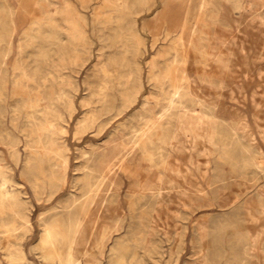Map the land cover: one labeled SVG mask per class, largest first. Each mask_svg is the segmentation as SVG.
Listing matches in <instances>:
<instances>
[{
  "label": "rangeland",
  "instance_id": "obj_1",
  "mask_svg": "<svg viewBox=\"0 0 264 264\" xmlns=\"http://www.w3.org/2000/svg\"><path fill=\"white\" fill-rule=\"evenodd\" d=\"M201 1L202 0L200 1L199 0H188L187 3L189 6L190 14L191 15L195 13L200 14L202 16L201 20H203L202 23L205 24L203 25V31H204L203 40H202L203 54L201 53L202 52L201 51L198 54L197 59H196L195 50L191 46L187 47L186 49L188 48L189 49L185 51L186 53L188 52L187 55L190 58L188 59L187 64L185 63L182 65L181 63H178L175 60L173 62L174 58L172 56V53H166V55L160 59L158 66L152 72L150 71L149 62L151 61L152 57L155 55V53L158 50L168 49L173 44L174 38L180 31V28H181L180 23L186 17V11L185 9H182L179 11L175 10L170 13L169 19L171 18V15H172V20L175 22V24L173 22V25H171L173 27H170L171 29L170 35L167 39H165L164 37L167 32L168 24L163 22L164 20L163 18L165 16L163 12L162 0H146V5H144V7H137V8L132 9L134 20L136 19L135 22H136V26L139 32V36L141 40L144 41L145 43V49L143 47V49L138 54L139 63L141 65L140 76H141L142 84L140 87H138L137 101L131 107L126 109L121 115L116 116L109 123V125L106 127V129L104 130L102 134H99L97 130V126H98L97 125L96 127L90 129L87 133H85L81 139H77L75 138V135H74V126H75L76 121L85 113V108L82 106V101L83 99L88 98V95L91 92L92 88L99 81V76L94 72L93 66L95 62L97 61L99 50L102 47L100 46L102 44L100 40V34L104 31V29L102 28L103 26L101 22L102 19L95 20V14L97 11L101 9L105 11L108 10L107 0H0V14H1L0 15V18H1L0 38L2 37L1 39H3L0 41V47L2 48V49L0 48L1 50L0 52V73H1L0 75V131L3 132L4 131L3 129L5 128L14 129V127L12 126L13 124L12 109H14L15 107L17 108L18 106H20L17 109L21 111L19 112L20 115L17 116V120H16L18 121L17 123L19 125H22L25 121V117H24L25 109L24 108L26 107V104H27L26 100H28V94L26 91V86L28 83H26L27 81H24L25 79L20 74V72L19 73L17 72L16 74L15 65H13V64H16V60L20 55L18 51L20 52L22 51V56L25 61L24 65L28 64L26 65V67H28L27 69H29V71H37L38 73L39 72L47 73V72H51L52 67L50 63L49 64L48 63H42V64L38 63V60H40L39 58L40 51L44 49L45 51L47 50L49 52H52L51 48L52 49L54 48L55 50H60V51L62 50L66 51L69 49V46L67 44V39L70 36H69V33L65 29L63 30L61 29L62 27L61 28L57 27L56 28L57 38L55 37L56 43L53 42L54 44L52 43L49 44V40H51L49 31L53 30L52 28L53 26L51 25L50 26L44 25L40 27L31 26L29 23L31 22L33 18L40 17L41 15H43L44 18H46L48 22H51V24L52 22H54L55 25H58L57 21L55 20H59L60 25L66 26L67 22L65 20V17H69L71 21L70 24H73L80 29V31L84 34L82 35V37L84 36L82 39L88 40L90 42L91 49L93 51V54L84 63L82 61V57L85 55V48L83 47V44H78L79 45L78 48H80V51L77 50V57L74 59L72 63L68 64L63 69V71L71 77L70 85L72 86V89L75 90V94H76L75 105L77 109L70 119V122L68 124V133L66 135L67 141L71 147L70 169H69L67 184H65V186L52 199L36 200L32 193L29 183L27 182L25 178H22L21 172L23 169V165H24L23 160L25 157V151H23L25 150L23 149L24 143L23 142L20 143V148L22 150V158H21L22 160H20L16 164L13 158H10L11 154L8 151V148L6 147L4 142L1 141L0 139V150L2 151L4 157L5 158L7 157L9 159L7 161L14 165V176L18 180L23 181L28 191V195L31 197L34 203V207L32 211V221L34 225L33 231L30 234L26 235L22 240V245L27 252V256L30 260L33 261L34 264H43L44 262L39 257L40 256L39 251L34 249V246L37 243L38 238L40 237V233H41L39 214L43 211L50 210L56 205H58L59 202L64 197H66L70 192H74L75 194L81 193L80 186L85 181L89 180V178L84 174L83 166L86 164L97 163V160H98L97 155L92 151L93 144L102 145L105 142L106 138L110 135V133H112L113 130L116 129V127H121V125L124 122L129 121L134 115L139 114V111L143 109L142 106L146 102L150 101L152 105L156 106L158 99H160L158 95L160 92L159 90L160 83H164V82L168 83V81H176V80L177 81L182 80L181 82H183V79L180 80L181 78L180 69H182V67L186 68V74L188 75V78L186 80L184 79V83L188 85L189 91L193 94V96H196L197 101L195 100V102H191V103L188 102L187 104L183 106L184 108L179 107L178 112H175L172 114L173 117L175 116L174 117L175 119L172 117L171 118L172 120L169 121L168 123L163 120L159 122L160 127L169 136L166 139V143L160 141L159 139L160 131H155L153 137H154V140L157 141L158 148L156 149L153 148L151 152L150 151L146 152L143 158L140 159L139 162L137 161L136 167H135V173L138 177L137 185L139 187V188L137 187V191H139V193L144 196L142 205L143 206L150 205L151 207L153 205V207L151 208V212H152L151 217H145L144 218L145 220H144V219H139L138 217L134 215L133 211L135 210L136 204H134L135 202L133 200H130L128 198V193H127L129 178L126 175V173L122 171L119 172L120 173L119 175L123 180V186L121 188L120 195H119L120 203H121L120 204L121 212L124 215V223H123L124 225H123V229L121 233L122 234L124 233L123 234L124 239H125V242H127L126 245H128L127 250L129 252H132V253H129L126 250L123 255L125 258L127 257L126 259L129 260L130 264H134V263L135 264H145V263L146 264H175V263L176 264H193V263L199 264V261H200V264L201 263L204 264L203 262L205 261L203 260L205 258L210 257V255L212 254L214 256L212 255V257L210 258H212L215 264H236V262L237 264H240L241 262L242 264H264L263 263L264 262V247H263L264 246L263 244L264 243V234H263L264 233V228H263L264 227V218H263L264 217V207H263L264 205L262 202L264 200V167H263L264 161L262 162L255 161L253 164H249L247 166V168L249 169H247L244 167L243 161L241 160V157H240L241 156L240 153H242L243 150H246L249 153V154L247 153L248 158L254 160L255 157L257 158V155L260 154L264 160V140H263L264 139L263 138L264 137L263 135L264 134V130H263L264 129L263 128L264 127V106H263L264 105V98H263L264 97L263 95L264 94L263 92L264 90V36H263L264 35L263 33L264 32V0H249L250 6L245 7V8L237 7L236 3L238 0H208L209 5L207 7V10L211 9L218 13L217 18H215L214 20H212L211 18L204 17L206 15L205 13L198 12V9L200 6L199 4ZM170 3L172 4L173 7H176V8H180V6L182 5V3L179 0H171ZM39 5L42 7H40ZM53 5H56L57 9L56 8L53 9L52 8ZM43 7L45 8L48 7V9L50 8V12L48 14L43 13L44 12ZM63 9H66V11H64ZM209 10L207 11V13L210 12ZM9 13L11 14L9 15ZM52 13H56V14L52 15ZM156 13L157 15H155ZM51 16L52 18H50ZM157 16L159 18H157ZM161 16H162V19H160ZM13 20L15 21V24L13 23ZM2 21H4L5 23L3 22L4 23L3 24ZM145 23H147V27L144 28ZM2 25H4V28L2 27ZM42 27H44V29ZM156 27H158V29ZM157 35L159 36L158 40H156ZM204 36L208 37V39ZM21 39H24V40H21ZM3 41L9 47L5 45ZM23 42L26 44H24ZM154 42H155V45L153 46ZM106 52H109V50L107 49ZM201 54L204 57L201 56ZM16 56L17 58H15ZM201 57H203L204 59ZM222 60L223 62H221ZM225 60H228L229 62L226 61L227 64L226 63L224 64ZM31 61L33 62L32 64H31ZM224 65L225 66L227 65L228 67H225ZM69 67H71V69ZM157 71L159 72L157 73ZM178 71L179 73H177ZM166 72H169L170 76L169 78L164 79L163 75ZM188 79L191 81L187 82ZM162 80L163 82H161ZM4 91L5 93H3ZM22 95L24 96V98ZM25 96H27V98ZM22 103L25 106L22 105ZM212 107H213L214 112H212L213 110H211ZM221 108H226V109H230V110H234L238 112L236 113V116L234 117L236 122L232 124L233 122L232 117H230L228 114H223L220 111ZM260 110L262 111L260 112ZM194 111L197 112V114ZM203 111L207 113L204 114ZM215 111L218 113H216ZM255 112L257 113V115ZM258 114H260V116ZM111 115L112 113H109L108 115H105L104 118L110 117ZM204 115L207 117H209L210 115L211 117L209 118L210 120L207 117H204ZM212 115L214 118L212 117ZM194 116L199 117V119L202 120V122L205 123L206 125L217 128V131H219L220 133L228 134L231 137L230 144L233 146V148L235 149V152H237L236 155L238 154V156L235 157V155H233V158L235 157L234 159L232 157L231 159H228V160L224 159L223 157L224 155L222 154L223 153L222 145L219 144L215 138H214L215 142L213 141V143H211L213 139L212 140L209 139L211 137L204 133L200 136L202 137V139L200 137L198 139L200 146L199 144L197 146L196 140L194 141L193 139L194 137L190 134L189 131L184 132V134L186 135H184V141H183L184 146L182 145V147L183 148L185 147V149L188 147L187 148L188 150L194 151L193 160L191 162L187 160L188 154H186V156L179 155L176 152V148H173L175 146L174 145H172L173 147L171 146V144L174 143L175 141L174 140L171 141L170 139V136L175 137V134L177 135L178 133L179 124L177 123V117H185V118L190 119ZM219 118L222 119L224 122L221 121ZM261 118H262V121H261ZM218 120H220L223 123H221ZM134 122H135L136 127H139V122H137L136 120H134ZM166 124H169V125H166ZM223 124L226 125L225 126L226 128L223 126ZM227 126L230 129L232 128L231 132ZM123 128H124L123 132L127 133L129 129L127 127H123ZM236 130L237 131L241 130V131L238 133ZM259 133H261V137ZM158 141H160L161 143ZM188 141L189 142L191 141V142L189 143ZM210 143L212 145H210ZM170 147L173 149V151ZM165 148L167 149V151ZM194 148L195 150L197 149L196 152ZM84 149L90 150L87 156H84L81 154V151ZM162 151L164 152L166 151L167 153L165 152L166 153L165 154L163 152L164 153L163 154ZM199 151L201 152V154H199L200 153ZM251 152H252V155L254 154L255 157L251 155ZM197 153L200 156L197 155ZM204 155L207 157H205ZM155 156L157 157V159L161 156V158L158 159L159 162ZM139 157H141L140 154L137 156V158ZM154 157L157 161L154 159ZM219 157L220 159H218ZM236 158L238 160H236ZM219 161L220 163H218ZM198 162H199V165H201V167H204V170H205L204 172L205 178L200 177L199 183L201 185V188L204 189L206 193H197L198 196L194 192L193 193H183L182 194V196L184 197L183 201H180L179 203L172 204V205L167 204L168 206L163 205V204L157 205V204H160L158 197L163 196V191L158 189L157 187L155 188V186L151 184V181L156 182L157 184H160L159 183L160 181L169 180V178L171 177L173 178V180H178V178L175 177L176 171H178L181 167H184V168L190 167L192 170H194ZM231 162L232 163L234 162L235 164L231 165L232 164ZM206 164L208 166H206ZM149 165L151 167H154L155 165V167L153 169H148ZM150 166L149 168H151ZM223 169L224 171H222ZM234 169L237 171L236 172L237 174L235 172L233 174ZM159 172L160 173L162 172V174H160ZM141 173L144 175H142ZM157 174H158V177H160L159 181H158ZM82 177L84 180L82 179ZM80 178L82 181L78 180ZM91 179H94V178H91ZM148 184L151 185L150 188H148L149 187ZM251 185H253V187ZM217 190L218 191L220 190V191L218 192ZM236 190L238 191V193H236L237 192ZM178 192L179 190L177 191V195L180 194ZM254 193L256 195L258 194L257 196L259 197L254 195ZM153 194H156L157 196L156 195L153 196ZM190 195L192 196L190 197ZM155 196L157 197V199ZM251 196H253V207L255 206V204H258L259 201L261 200L262 204L261 203L260 204H261V207L263 208H260V209L263 211L257 210V209H254V210L250 209L251 200L250 198H247V197H251ZM216 198L217 199L219 198V199L216 200ZM195 199L197 200V202ZM246 199H248L247 202H245ZM151 201L154 202L155 204L151 203ZM223 203L225 204L223 205ZM242 204H246L247 206L242 205ZM192 205H195V206H192ZM248 205L250 206V208ZM129 206L131 207V209ZM160 206H163V207L166 206V208L164 209L163 207H160ZM158 207H160L161 209ZM155 208H157L159 211ZM170 210L172 212L174 210L172 217L174 219L173 222L175 223H173L172 226L168 225L167 228H164L160 224H157L159 221L157 219V217L159 218L158 215H161V214L163 215L161 216V220H162L164 218V213ZM184 214H186L188 218ZM248 214H251L252 216ZM255 217L257 219H255ZM180 219H182L183 221ZM150 220H151V223H150ZM244 220H246V222ZM261 220L263 221L262 224L259 226H255L256 223L260 224ZM133 222L134 223L136 222V223L133 224ZM152 222L154 224H152ZM177 223L179 225H177ZM214 225L217 227V229L215 228ZM158 226H160L161 228L160 227L158 228ZM221 226L224 228L220 230V228H222ZM133 227L134 228L136 227V231ZM181 228H184V229L180 230ZM139 229H141V231L143 230V232H141ZM151 229L152 230L154 229V230L152 231ZM201 229H203V231ZM155 230H156V233H155ZM166 230L168 231V233ZM137 231L139 232V234ZM149 232L150 234H148ZM143 233L146 235H144ZM174 233L175 234L179 233V235H174ZM147 234L149 236H147ZM130 235L132 237H130ZM137 236H139V238ZM241 236H242V239H241ZM253 236H254V239H252ZM7 238H10V237L7 236ZM136 241L138 242V244L136 243ZM140 241L141 243H145L146 245L143 244L142 246ZM179 241H181L182 243ZM113 242H114V239L112 243ZM249 242L253 243V245H251ZM178 244H180V246H177ZM244 244H246L245 247H244ZM198 246L202 250H200ZM252 247L254 248L255 251L252 250L253 249ZM216 250L218 251V253ZM243 250L245 254L244 252H242ZM176 252H178L179 254ZM2 253L3 252L0 251V255H2ZM170 253L172 254V256ZM111 254L112 253L108 249L105 252H103V254L100 256L101 264H108L113 259L115 260L117 256L113 254L111 255ZM150 255L152 257L154 255V257L152 258L150 257ZM246 255L249 257L246 258L247 257ZM129 256L130 258H128ZM193 256H194V259H193ZM139 258L141 260H138ZM247 260L250 262H248ZM218 261L220 262L218 263Z\"/></svg>",
  "mask_w": 264,
  "mask_h": 264
},
{
  "label": "bare ground",
  "instance_id": "obj_2",
  "mask_svg": "<svg viewBox=\"0 0 264 264\" xmlns=\"http://www.w3.org/2000/svg\"><path fill=\"white\" fill-rule=\"evenodd\" d=\"M179 1L182 3V5L180 6V8H176V7H173L172 4L170 3L171 0H162L163 12H164V16H165L163 18L164 19L163 22L168 24L166 35L164 34L165 39H167L169 37L170 31H171L170 27H173L171 25H173V22H174L172 20V15H171V18L169 19L170 13L175 11V10L179 11V10L185 9L186 17L180 23L181 28H180V31L178 32V34L176 35V37L174 38L173 44L168 49L158 50L155 53V55L152 57L151 61L149 62L151 72L154 71V69L158 66L160 59L163 56H165L166 53H172V56L174 58L173 62L175 60L176 62L181 63L183 65L185 63L187 64V61L190 58L187 55L188 52L186 53V51H185V50L189 49V48L186 49L187 47L191 46L195 50V58L196 59H197L198 54L202 51V45H203L202 40H203V32H204L203 31V25H205L202 23L203 22V20H201L202 16L198 13H195L192 15L190 14L189 6L187 3L188 0H179ZM249 2H250L249 0H238L236 5L238 8H242V7L245 8V7L250 6ZM107 3H108L107 4L108 10L105 11V10L101 9V10L97 11L95 14V20H101L102 19L101 20L102 25H103L102 28L104 29V31L100 34V40L102 42V44L100 46H102V47L99 50L97 61L95 62L94 66H93L94 72L99 76V81L92 88L91 92L88 95V98L83 99V101H82V106L85 108V113L76 121L75 126H74V135H75V138H77V139H81L85 133H87L90 129L96 127L97 125H98L97 130H98L99 134H102L104 132V130L106 129V127L109 125V123L116 116L121 115L126 109L131 107L137 101L138 87H140L142 84V82H141L142 80H141V76H140L141 65L139 63L138 54L143 49V47L145 49V43H144V41L141 40V38L139 36V32H138L136 22H135L136 19L134 20L132 9L137 8V7H144V5H146V0H107ZM199 5L200 6L198 9V12L205 13L206 14L205 16L202 14L204 17L211 18L212 20L217 18V15H218L217 12H215L211 9L210 10L208 9L210 12L207 13V11H208L207 7L209 5L208 0H202ZM40 7H42V6H40ZM52 8L55 9L56 5H53ZM63 10L66 11V9H63ZM43 11H44L43 13L48 14L50 12V8L48 9V7H46V8L43 7ZM8 12H10V11H8ZM11 13H9V15ZM47 14H45V15H47ZM54 14H56V13H52V15H54ZM136 14H138V13H136ZM259 14H260V12H259ZM155 15H157V13ZM30 16H32V15H30ZM50 18H52V16ZM157 18H159V17L157 16ZM252 18H254V17H252ZM31 19H32V17H31ZM160 19H162V16L160 17ZM0 20H1V18H0ZM65 20L67 22L66 26L60 25L59 20H55V21H57L58 25H55L54 22H52V24H51V22H48L46 20V18H44L43 15H41L40 17L33 18L31 20V22L29 20V22H30L29 24L31 26H37V27L44 26V25L53 26L52 27L53 30L49 31L50 39H51V40H49V44H51V43L54 44L53 42H55V40L57 38V29H56L57 27H59V28L62 27L61 29H63V30L65 29L69 33V36H70L67 39V44L69 46V49L66 51L65 50L60 51V50H55L54 48L53 49L51 48L52 52H49L47 50L45 51L44 49H42L39 53L40 60H38V63L39 64H42V63H48L49 64L50 63L51 67H52L51 72H47V73L41 72L42 74L40 72L38 73L37 71H29V69H27L28 67H26V65H28V64L24 65L25 61H24V58L22 56V51L21 52L18 51L20 55L18 58H17V56L15 57V58H17V60L15 59L16 64H13V65H15L16 74H17V72L18 73L20 72V74L25 79L24 81H27L26 83H28L26 86V91L28 94V100H26L27 104H26V107L24 108L25 109L24 110L25 121L22 120V121H24V123L22 125H19L17 123L18 122V121H16L17 116L20 115L19 112H21V111L17 109L20 106H18L17 108L15 107L14 109H12V112H13V114H12L13 115L12 116V122H13L12 126L14 127V129L5 128V129H3L4 130L3 132L0 131V139H1V141L4 142V144L8 148V151L11 154L10 158H13V160L15 161L16 164L20 160H22L21 159L22 158V150L20 148V143L21 142L24 143L23 149H25V150H23V151H25V157L23 160L24 165H23L21 175H22V178H25L27 180V182L29 183L31 190H32V193H33L36 200H50V199H52L65 186V184H67L68 174H69V169H70L71 147L67 141L66 135L68 133V124L70 122L72 115L75 113L77 107L75 105V96H76L75 90L72 89V86L70 85V78L71 77L67 73H65L63 71V69L68 64L72 63L74 61V59L77 57V50L80 51V48H78L79 47L78 44H83V47L85 48V55L82 57V61L84 63L93 54L90 42L88 40L82 39L84 37V36L82 37V35H84V34L80 31V29L77 26L70 24L71 21H70L69 17H65ZM3 22L4 21H2V23ZM6 22H7V20H6ZM13 23L15 24L14 20H13ZM11 24H12V22H11ZM174 24H175V22H174ZM2 27L4 28V25H2ZM145 27H147V23L144 24V28ZM0 28H1V26H0ZM42 28L44 29V27H42ZM156 28L158 29V27H156ZM157 31H159V30H157ZM204 37H206V36H204ZM1 38H0V41L3 40ZM206 38L208 39V37H206ZM27 39H29V38H27ZM158 39H159V36L157 35L156 40H158ZM218 39H220V38H218ZM21 40H24V39H21ZM155 42L153 43V46L155 45ZM24 44H26V43H24ZM5 45H7V44L5 43ZM44 46H46V45H44ZM107 49L109 50V52H106ZM0 52H1V50H0ZM201 53L203 54V51ZM202 54H201V56H203ZM203 57H201V58H203ZM34 61H35V59H34ZM194 61H196V60H194ZM197 61H199V60H197ZM226 61L229 62L230 59H229V61L225 60L224 64L226 63ZM221 62H223V60ZM14 63H15V61H14ZM32 63L33 62L31 61V64ZM78 63H80V62H78ZM36 65H37V63H36ZM225 67H228V66L226 65ZM69 68L71 69V67H69ZM229 68H230V66H229ZM180 70H181L180 80L183 79V82H181L182 80L181 81L176 80L177 82L176 81H168V83L164 82V83H160V85L158 84L159 90H160L158 95H159L160 99H158L156 106L152 105L150 101L146 102L142 106L143 109H141L139 111V114L134 115L129 121L124 122L121 125V127H116V129H114L113 132L110 133V135L106 138L105 142L102 145L93 144L92 151L97 155L98 160H97V163L86 164L83 166L84 174L89 178V180L85 181L80 186L81 187V193L75 194L74 192H70L66 197H64L59 202L58 205H56L55 207H53L50 210L43 211L39 214L41 233H40V237L38 238L37 243L34 246V249L39 251V253H40L39 257L45 262L44 263L42 261L43 264H101L100 256L107 249L113 255L117 256L115 260L112 258L113 260L110 261L108 264H130L129 260L126 259L127 257L125 258L123 255L124 252L128 249V245H126L127 242H125L124 235H123L124 233L123 234L121 233V231L123 229V225H124L123 224L124 223V215L121 212V207H120L121 203H120L119 195H120L121 188L123 186V180L120 177L119 172L122 171V172L126 173V175L129 178L127 193H128V198L130 200H133L135 202L134 204H136L135 210L133 209L134 215L136 217H138L139 219H144L145 217H151V213H152L151 208L153 207V205H152V207L150 205H146V206L142 205L143 200H144V196L142 194H140L139 191H137L138 177L135 173V167H136L137 161L139 162V160L143 158V156L146 152H148V151L151 152V150L153 148H155V149L158 148L157 141H155L154 137H153L155 131H160V138L159 139H160V141L166 143V139L169 136L160 127L159 122L161 120H163V121L168 123L169 121L172 120L171 119L173 117L172 114L175 112H178L179 107H183L188 102L191 103V102H195V100H196V96H193V94L189 91L188 85L186 83H184V79L186 80L188 78V75L186 74V68L182 67V69H180ZM158 72L159 71H157V73ZM71 73H72V71H71ZM170 73H171V71H170ZM170 73L166 72L163 75V78L164 79L169 78ZM177 73H179V71ZM0 75H1V73H0ZM160 76H161V74H160ZM205 79H206V77H205ZM188 81H191V80L188 79L187 82ZM161 82H163V80ZM15 84H16V82H15ZM213 84H215V83H213ZM196 91H194V92H196ZM263 92H264V90H263ZM3 93H5V91ZM27 94H25V95H27ZM25 97L27 98V96H25ZM23 98H24V96H23ZM17 101H18V99H17ZM258 102H260V101H258ZM23 103H22V105H24ZM198 104H199V102H198ZM258 105H259V103H258ZM208 106H209V104H208ZM261 106H262V104H261ZM215 107H217V106H215ZM28 108H30V109H28ZM189 110H190V108H189ZM211 110H213V107ZM22 111H23V109H22ZM220 111L223 114H228L230 117H232V119H233L232 124L234 122H236L234 117L236 116V113H238V112H236L234 110L226 109V108H221ZM261 111L262 110H260V112ZM144 112H145V114H144ZM212 112H214V110ZM109 113H112V115L110 117L104 118V116L108 115ZM195 113L197 114V112H195ZM203 113L205 114L207 112L203 111ZM216 113H218V112H216ZM175 115H177V114H175ZM186 115H188V114H186ZM256 115H257V113H256ZM258 115L260 116V114H258ZM197 116H199V115H197ZM197 116H194L190 119L185 118V117H177V123L179 124L178 133H177V135L175 134V137L170 136L171 141H173V140L175 141L174 143L171 144V146L172 145L175 146V147H173V146L172 147L176 148V152L179 155H185L186 156V154H188L187 160L189 162H191L193 160L194 151L188 150L187 149L188 147L186 149H185V147L184 148L182 147L183 141H184V135H186V134H184V132L189 131L190 134L194 137L193 138L194 141L196 140L197 146H198V144L200 146L198 139L204 133V134L209 135L211 137V138H209V136H208L209 139H211V140L213 139L211 143H213V141L215 142V140H214V138H215L217 140V142L222 145V148H223L222 154L224 155L223 156L224 159H227V160L231 159V157L233 158V155H235V157H237L238 156V154L236 155L237 152H235V149L230 144L231 143V137L228 134L220 133L219 131H217V128H215V127L206 125ZM239 116H241V115H239ZM204 117H207V116L204 115ZM212 117H213V115H212ZM22 118H23V116H22ZM207 118L208 119L211 118L210 115ZM262 118H261V121H262ZM18 119H20V118H18ZM134 120L139 122V127H136ZM220 120L223 121L222 119H220ZM220 120H218V121H220ZM189 121H191V122H189ZM211 121H212V119H211ZM223 122H221V123H223ZM166 125H169V124H166ZM223 126L225 127L226 125L223 124ZM123 127H127L129 129L127 133L123 132V130H124ZM231 129H230V132L232 131ZM240 131H237V132L239 133ZM233 132H234V130H233ZM187 134H189V133H187ZM259 134L261 137V133H259ZM185 137H187V136H185ZM235 137H237V136H235ZM200 138L202 139V137H200ZM241 139H243V138H241ZM189 140H190V138H189ZM160 141H158V142H160ZM250 141H251V139H250ZM206 143H208V142H206ZM211 143H210V145H212ZM185 144H186V142H185ZM192 145H194V144H192ZM218 147H219V145H218ZM253 147H255V146H253ZM194 150H195V148H194ZM196 150H195V152H196ZM200 150H201V148H200ZM251 150H252V148H251ZM166 151H167V149H166ZM172 151H173V149H172ZM174 151H175V149H174ZM89 152H90V150L84 149L81 151V154L84 156H87V154ZM163 152L164 151H162V153ZM252 152H254V151H252ZM252 152H251V155H252ZM202 153H203V151H202ZM247 153L248 152L246 150H243L242 153H240V155H241L240 157H241V160L243 161L245 168H247V166L249 164H253L255 161H261V162L264 161L260 154L257 155V158L253 154L252 156L255 157V159L253 160V159H250L247 157ZM139 154L141 155V157L137 158V156ZM199 154H201V152ZM199 154L197 153V155H199ZM220 156H221V154H220ZM155 157H154V159H155ZM205 157H207V156H205ZM6 158L4 157L2 151L0 150V251L3 252L2 255H0V264H34L33 261L28 258L27 252L22 245L23 238L33 231L34 225H33V221H32V211H33L34 203H33V200L31 199V197L28 195V191H27L26 186L23 183V181L18 180L14 176V165L11 164L10 162H8L7 160H9V159L8 158L6 159ZM159 158H161V156ZM196 158H198V157H196ZM156 159H157V157H156ZM218 159H220V157ZM236 160H238V159L236 158ZM205 161H207V160H205ZM158 162H159V160H158ZM218 163H220V161ZM239 163H240V161H239ZM207 164H206V166H208ZM233 164H235V163L233 162L231 165H233ZM155 165H154V167H155ZM149 166H148V169L154 168L151 166H150L151 168H149ZM239 166H241V165H239ZM234 167H235V165H234ZM236 167H238V166H236ZM218 168H217V170H218ZM247 169H249V168H247ZM227 170H228V168H227ZM222 171H224V169ZM204 172H205L204 167H201V165H199V162H198V164L195 166L194 170H192L190 167H185V168L181 167L178 171H176L175 177H177L178 180H173V178L171 177V178H169V180L160 181L159 182L160 184H157L156 182L151 181V184L154 185L155 188L157 187L158 189L163 191V196L158 197V200L160 201V202L159 201L158 202L160 204H157V205H162V204L163 205H167V204L172 205V204L179 203L180 201H183V198H184L182 196L183 193H193L194 192L196 195H197V193H206V191L201 188V185L199 183V178L204 177V175H205ZM234 172L236 173L237 171L234 169L233 174H234ZM158 174H157V177H158ZM160 174H162V172ZM142 175H144V174H142ZM157 177H156V179H157ZM91 178H94V179H91ZM159 178L160 177H158V181H159ZM82 179H83V177H82ZM78 180H81V178ZM78 180H77V182H78ZM161 180H162V178H161ZM216 180H217V178H216ZM211 183H213V182H211ZM148 185H149L148 188H150L151 185L150 184H148ZM218 186H220V185H218ZM251 186L253 187V185H251ZM176 188L179 190L178 193H180L178 195H177L178 190ZM213 188H214V186H213ZM244 191H246V190H244ZM222 193H224V192H222ZM236 193H238V191ZM239 193H240V191H239ZM154 195H156V194H153V196ZM191 196L192 195H190V197ZM125 197H126V195H125ZM149 199H148V201H149ZM156 199H157V197H156ZM218 199L216 198V200H218ZM247 200L248 199H246L245 202H247ZM220 201H221V199H220ZM155 202H156V200H155ZM196 202H197V200H196ZM127 203H128V201H127ZM151 203H154V202L151 201ZM151 203H149V204H151ZM224 204L225 203H223V205ZM261 204H262V202H261ZM207 205H209V204H207ZM242 205L247 206L246 204H242ZM192 206H195V205H192ZM160 207H163V206H160ZM160 207H158V208H160ZM263 207H261V208H263ZM163 208L165 209L166 206H164ZM249 208H250V206H249ZM130 209H131V207H130ZM155 209H157V208H155ZM153 210H154V208H153ZM242 210H244V209H242ZM261 211H263V210H261ZM173 212H174V210H173ZM173 212L170 210V211L164 213V218L162 220H161V216H163V215L162 214L158 215L159 218L157 217V219L159 221L156 220V221H158L157 224H160L164 228H167L168 225L172 226L173 223H175V222H173L174 219L172 217ZM190 212H191V210H190ZM256 212H258V211H256ZM184 215H186V214H184ZM248 215H251V214H248ZM186 217H187V215H186ZM255 219H257V218L255 217ZM180 220H182V219H180ZM244 221L246 222V220H244ZM261 222H262V220H261ZM135 223L133 222V224H135ZM150 223H151V220H150ZM254 223H252V224H254ZM152 224H154V223L152 222ZM177 225H179V224L177 223ZM159 227L160 226H158V228ZM215 228L217 229L216 226H215ZM223 228L224 227L220 228V230ZM129 229H131V228H129ZM134 229L136 231V227ZM182 229H184V228H181L180 230H182ZM139 230L141 231V229H139ZM201 230L203 231V229H201ZM128 231H130V230H128ZM166 231H164V232H166ZM141 232H143V230ZM220 232H222V231H220ZM155 233H156V230H155ZM167 233H168V231H167ZM138 234H139V232H138ZM148 234H150V232ZM148 234H147V236H149ZM162 234H163V232H162ZM144 235H146V234H144ZM174 235H179V233L178 234L174 233ZM203 235H204V233H203ZM260 235H261V233H260ZM7 236H9L10 238H7ZM139 236H137V237L139 238ZM130 237H132V236L130 235ZM130 237H129V239H130ZM198 237H200V236H198ZM165 238H167V237H165ZM207 238H208V236H207ZM113 239H114V242L112 243ZM134 239H135V237H134ZM216 239H218V238H216ZM241 239H242V236H241ZM252 239H254V236ZM149 241H147V242H149ZM179 242H181V241H179ZM136 243L138 244L137 241H136ZM140 243H141V241H140ZM149 243H151V242H149ZM197 243H199V242H197ZM141 244H142V246H143V244L146 245L145 243H141ZM250 244L253 245V243H250ZM242 245H243V243H242ZM177 246H180V244H178ZM245 246H246V244H244V247ZM160 248H162V247H160ZM216 248H218V247H216ZM248 248H249V246H248ZM135 249H133V250H135ZM179 249H180V247H179ZM194 249H192V250H194ZM199 249H200V247H199ZM200 250H202V249H200ZM252 250H254V248ZM148 251H149V249H148ZM242 252H244V250ZM129 253H132V252H129ZM176 253H178V252H176ZM209 253H210V251H209ZM217 253H218V251H217ZM251 253H253V252H251ZM221 254H220V256H221ZM244 254H245V252H244ZM154 255H153V257H154ZM212 255H210V257H212ZM171 256H172V254H171ZM194 256H193V259H194ZM216 256H217V254H216ZM150 257H152V256L150 255ZM210 257L205 258L203 260L205 262H203V263L204 264L205 263L206 264H215V262ZM248 257L249 256H247L246 258H248ZM128 258H130V256ZM138 260H141V259L139 258ZM219 262L220 261H218V263ZM248 262H250V261H248ZM199 264H200V261H199ZM236 264H237V262H236ZM240 264H242V262Z\"/></svg>",
  "mask_w": 264,
  "mask_h": 264
},
{
  "label": "crops",
  "instance_id": "obj_3",
  "mask_svg": "<svg viewBox=\"0 0 264 264\" xmlns=\"http://www.w3.org/2000/svg\"><path fill=\"white\" fill-rule=\"evenodd\" d=\"M254 195H256L255 193H254ZM257 196V195H256ZM258 197V196H257ZM247 198H250V200H251V209H257V210H261L260 208H261V200L259 201V203L258 204H255V206L253 207V196H251V197H247ZM263 199V198H262ZM263 202V205H264V200L262 201ZM263 222V221H262ZM262 222H260V224L262 223ZM260 224H257V225H255V226H258V225H260Z\"/></svg>",
  "mask_w": 264,
  "mask_h": 264
}]
</instances>
